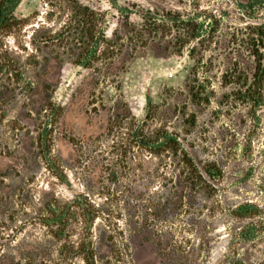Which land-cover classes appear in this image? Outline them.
Listing matches in <instances>:
<instances>
[{"label":"rangeland","instance_id":"374dc122","mask_svg":"<svg viewBox=\"0 0 264 264\" xmlns=\"http://www.w3.org/2000/svg\"><path fill=\"white\" fill-rule=\"evenodd\" d=\"M80 1L99 12L110 38L128 33V15L141 23L143 7L177 5ZM56 4L49 10L45 0H23L18 14L34 16L31 25L4 42L19 62L0 73V254L12 257L9 264H87L89 252L95 264H226L229 231L220 213L209 217L213 198L203 193L191 204L190 190L172 182V157L138 146L122 156L127 129L109 128L120 113L149 132L179 134L196 160L224 168L217 199L236 204L257 198L264 175V107L256 114L240 104L224 84L223 63L201 64L190 48L120 41L93 67L77 65L82 51L56 35L68 17ZM42 27L53 31L40 32L50 42L37 51L32 39ZM47 103L54 118L43 111ZM46 127L55 142L47 159L36 144ZM58 228L63 239L51 231Z\"/></svg>","mask_w":264,"mask_h":264},{"label":"trees","instance_id":"16d2710c","mask_svg":"<svg viewBox=\"0 0 264 264\" xmlns=\"http://www.w3.org/2000/svg\"><path fill=\"white\" fill-rule=\"evenodd\" d=\"M22 1L0 0V73H12L19 62L10 58L12 55L9 56L8 50H3L5 38L19 37L31 25L34 17L18 14ZM174 1L176 7L163 2L155 3L150 8L143 7L140 10L142 20L138 25L133 24L128 15L125 20V26L130 29L128 33L122 37L116 31L111 38L105 32V20L91 5L80 0H45V4L50 10L58 8V3L68 15L61 24V34L56 32V35L67 34V43L74 44L82 51L75 60L77 65L93 67L100 59L98 55H108L112 46L120 41L130 45L142 43L152 48L157 43L174 45L180 51L190 48L191 57L201 64L206 59L211 64L216 60L223 63V81L225 86L231 87L230 94L257 114L264 107V0ZM43 31L49 33L53 30L42 27L35 31L32 44L37 51H42L44 45L50 42L46 39L47 34L40 36ZM33 60L35 65L40 63L36 57ZM15 76L19 78L21 73L17 72ZM192 85L191 94L198 99L201 85L199 82ZM54 109L49 103L43 107V111L50 112L48 116L52 118ZM52 118L48 125L50 127L53 125ZM120 118L121 114L116 113L109 129H127L124 133L128 137H122L126 140L120 150L122 156L127 157L128 152L136 146L157 158L170 156L177 175V180L172 182L190 190L191 204L195 205L196 197L203 193L213 198L209 217H214L213 213H220L229 231L226 264H264V175L259 178L256 199L229 204L227 199H217L218 185L225 176L224 168L217 161L196 160L177 133L165 128L149 132L145 124L136 126L129 120L120 121ZM37 131V148L43 149L47 159V153L52 151L55 143L54 139L51 141L48 137L53 129L46 127L43 132ZM71 140L75 141L74 138ZM63 230L58 228L51 231L57 239H63ZM8 256L6 253L0 254V264L12 262V257ZM84 259L87 264H95L96 258L92 252L85 254Z\"/></svg>","mask_w":264,"mask_h":264}]
</instances>
